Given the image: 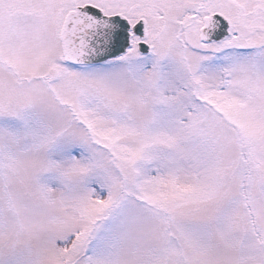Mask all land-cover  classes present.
Masks as SVG:
<instances>
[{
	"label": "snow or ice",
	"instance_id": "snow-or-ice-1",
	"mask_svg": "<svg viewBox=\"0 0 264 264\" xmlns=\"http://www.w3.org/2000/svg\"><path fill=\"white\" fill-rule=\"evenodd\" d=\"M0 264H264V0H0Z\"/></svg>",
	"mask_w": 264,
	"mask_h": 264
}]
</instances>
